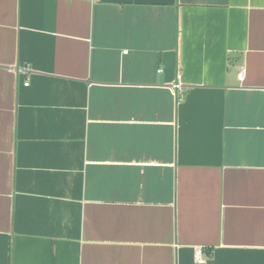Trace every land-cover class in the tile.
<instances>
[{
  "label": "crops",
  "instance_id": "obj_1",
  "mask_svg": "<svg viewBox=\"0 0 264 264\" xmlns=\"http://www.w3.org/2000/svg\"><path fill=\"white\" fill-rule=\"evenodd\" d=\"M0 264H264V0H0Z\"/></svg>",
  "mask_w": 264,
  "mask_h": 264
},
{
  "label": "built area",
  "instance_id": "obj_2",
  "mask_svg": "<svg viewBox=\"0 0 264 264\" xmlns=\"http://www.w3.org/2000/svg\"><path fill=\"white\" fill-rule=\"evenodd\" d=\"M240 75H241V73H240ZM176 78L179 80L180 75L177 74V75H176ZM24 85L27 86V85H28V82H24ZM172 87H173L174 89H178V88L180 87V83H179V82H175L174 84H172ZM196 256H197V260H198V261H201L200 256H199V251H198V253H197Z\"/></svg>",
  "mask_w": 264,
  "mask_h": 264
}]
</instances>
